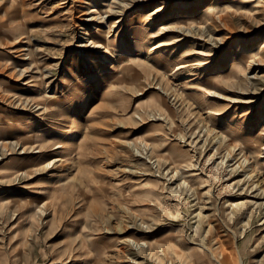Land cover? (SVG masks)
I'll use <instances>...</instances> for the list:
<instances>
[{"label":"rangeland","instance_id":"374dc122","mask_svg":"<svg viewBox=\"0 0 264 264\" xmlns=\"http://www.w3.org/2000/svg\"><path fill=\"white\" fill-rule=\"evenodd\" d=\"M260 45L264 0H0V264H264Z\"/></svg>","mask_w":264,"mask_h":264},{"label":"bare ground","instance_id":"6f19581e","mask_svg":"<svg viewBox=\"0 0 264 264\" xmlns=\"http://www.w3.org/2000/svg\"><path fill=\"white\" fill-rule=\"evenodd\" d=\"M133 1V0H132ZM244 1V0H243ZM105 2V1H104ZM234 2H238V0H234ZM101 3V2H100ZM107 3H109V1L107 2ZM85 4V3H84ZM92 5H94V4H92ZM120 5V4H119ZM124 5V4H123ZM131 5V4H130ZM137 6V5H136ZM220 6H222V5H220ZM231 6H233V5H231ZM129 7V6H128ZM142 7V6H141ZM230 7V6H229ZM238 7V6H237ZM86 8V7H85ZM161 8V7H160ZM210 8L211 7H209V8H207L206 10H204V12L201 14V15H199V17H195V18H198V19H200V20H202V21H207V20H209V19H213V18H211V16H212V14L210 13ZM214 8V7H213ZM92 9V8H91ZM119 9H120V7H119ZM133 9V8H132ZM93 10V9H92ZM101 10H103V9H99V11H101ZM223 10V9H222ZM96 10H94L93 12H95ZM157 12H159L160 13V11H162V9H157L156 10ZM190 11V10H189ZM226 11V10H225ZM228 11V10H227ZM123 12V11H122ZM121 12V13H122ZM153 12V11H152ZM180 12H181V9L180 8H177V10H172V11H170L168 14V17L166 18V21L168 20L169 21V23L168 24H165V25H167V26H165V27H163V28H165V29H167L168 31H170V32H176L175 31V22L178 20V18L180 17L179 16V14H180ZM186 12V11H185ZM195 12V11H194ZM236 12V11H235ZM101 13V12H100ZM119 13H120V10H119ZM245 13V12H244ZM102 14V13H101ZM112 14V13H111ZM136 14V13H135ZM149 14V13H148ZM161 14V13H160ZM94 15H96V14H94ZM100 15V14H99ZM138 15H139V13H138ZM151 15V14H150ZM223 15V14H222ZM228 15H229V13H228ZM101 16V15H100ZM130 16V15H129ZM135 16V15H134ZM141 16V15H140ZM124 17V16H123ZM151 17V16H150ZM161 17V16H160ZM92 18V17H91ZM109 18H110V16H109ZM114 18V17H113ZM224 18V17H223ZM99 19V18H98ZM112 19V18H111ZM217 19H219V18H217ZM227 19V18H226ZM86 20H88V19H86ZM91 20V19H90ZM142 20H145L144 18L142 19ZM152 20V19H151ZM214 20V19H213ZM221 20V19H220ZM229 20V19H228ZM92 21V20H91ZM101 21V20H100ZM211 21V20H210ZM218 21V20H217ZM99 22V21H98ZM111 22V21H110ZM119 22V21H118ZM122 22V21H121ZM213 22V21H212ZM219 22V21H218ZM112 24L109 26V32L110 31H112V29L113 28H115L117 25H116V23H117V21H114V22H111ZM154 23V22H153ZM210 23V22H209ZM233 23V22H232ZM96 24V23H95ZM94 24V25H95ZM162 24H164V23H162ZM208 24V23H207ZM212 24V23H211ZM147 25V24H146ZM135 26V25H134ZM180 26V25H179ZM182 26V25H181ZM216 26V25H215ZM150 27V26H149ZM103 28V27H102ZM177 28H178V26H177ZM132 29V27H130V28H126L124 31L127 33V34H130L129 33V30H131ZM161 29V28H160ZM178 30V29H177ZM181 29L179 28V31H180ZM208 30H209V28H208ZM87 31V30H86ZM96 32V37L97 38H99V37H101L102 35H105L104 33H103V31L104 30H101L100 28H98L97 30H95ZM106 31V30H105ZM161 31H163V30H161ZM182 31V30H181ZM210 31V30H209ZM259 31V30H258ZM165 32V31H164ZM133 33H135V39L133 40V42H132V40L130 41L129 39H123V37H120L121 36V33H116L115 35H114V37L111 39V40H109L108 39V37H109V35H110V33H109V35H106L105 36V41L104 42H102V39H97L98 41H94V42H92V41H89V44H92L93 43V47L92 48H94V49H101V48H104L105 49V54H103V55H101V56H99L98 54V56L99 57H90V59H89V61H88V64H89V70L93 73V72H99L100 74L99 75H101L102 73H109V72H112V73H114V72H116V70H117V68H116V64H111L109 67H108V69H103V70H101V68H103V65L104 64H106L107 62H109L113 57H114V55H119L120 56V58H122V56H124V55H128V53L129 54H132V55H140L141 53H145V52H150L151 50H153L150 46H148L147 44H149V43H146V42H148L146 39L148 38H146V35H147V32H146V30L144 29V28H135V30L133 31ZM177 33V32H176ZM86 35H88V33L86 32L85 33ZM183 34V33H182ZM162 35V34H161ZM131 36V35H130ZM133 36H134V34H133ZM205 36V35H204ZM132 37V36H131ZM180 37V36H179ZM235 37V36H234ZM88 38V37H87ZM134 38V37H133ZM151 38V37H150ZM204 38V37H203ZM84 40H86V38H83L82 39V41H84ZM118 40H122V43H121V46L119 47L120 49L118 50L119 52L117 53L116 51H117V48H116V43L118 42ZM81 41V40H80ZM179 41V40H178ZM240 41V40H239ZM173 42V41H172ZM192 42H193V40H192ZM260 42V41H259ZM82 44V43H81ZM115 44V45H114ZM133 44V46H131ZM175 44V43H174ZM79 45V44H78ZM83 45V44H82ZM167 45V44H166ZM176 45V44H175ZM84 46V45H83ZM263 46V45H262ZM90 47V46H89ZM173 47V46H172ZM203 47V46H202ZM260 48H262L261 47V45L259 46ZM156 48V47H155ZM263 49V48H262ZM261 49V50H262ZM264 50V49H263ZM157 51H158V49H157ZM89 52V51H88ZM104 52V51H103ZM131 52V53H130ZM167 52V51H166ZM100 53H101V51H100ZM153 54H154V52H152ZM189 53V52H188ZM192 53V52H191ZM208 53V52H207ZM253 53V52H252ZM260 53V52H259ZM264 53V52H263ZM157 54H159V53H157ZM186 54V53H185ZM190 54V53H189ZM202 53H197V55H201ZM255 54V53H254ZM93 55V54H92ZM208 56H210V55H208ZM151 58H152V56H150ZM185 57H186V55H184V57H182V59H185ZM193 57H194V55H193ZM262 57H263V55H262ZM159 58V57H158ZM189 58V57H188ZM264 58V57H263ZM253 56H251L250 55V59H248L247 61L248 62H252L253 60ZM256 59V58H255ZM260 59V58H259ZM150 60H152V59H150ZM199 59H197L196 61H198ZM200 60H206V59H204V58H201ZM261 60V59H260ZM259 60V61H260ZM118 61V60H117ZM126 61V60H125ZM190 61H192L191 59L190 60H187V61H173L172 63L174 64V66H177V65H180V69H184V67H186V66H188L187 65V62H190ZM257 61V60H256ZM164 62V61H163ZM193 62V61H192ZM194 62H195V60H194ZM71 63V62H70ZM262 63V62H261ZM260 63V64H261ZM264 63V62H263ZM199 64V63H198ZM206 64V63H205ZM208 64V63H207ZM206 64V65H207ZM74 65V64H73ZM107 65V64H106ZM200 65V64H199ZM75 66V65H74ZM156 66V65H155ZM193 66V65H192ZM195 66H197V65H195ZM201 66V65H200ZM243 66V65H242ZM76 67V66H75ZM157 67V66H156ZM155 67V68H156ZM69 68V67H68ZM78 68V67H77ZM198 68V67H197ZM220 68V67H219ZM225 68V67H224ZM223 68V69H224ZM248 68V67H247ZM72 69V68H71ZM193 69V68H192ZM208 69V68H207ZM191 70V69H190ZM206 70V69H205ZM215 70H217V68H215ZM244 71V69H242V67H240V62H233L231 65H230V68H229V71H228V73H226V74H224V75H222V76H219L220 77V79L223 81V82H225V84H227V85H229V83H233V81H235V79H237V78H239V76L241 75V72H243ZM71 73H72V70L70 71ZM75 72V71H74ZM177 73H178V71H176ZM217 72V71H216ZM248 72V71H247ZM176 73V74H177ZM244 73V72H243ZM77 74H78V72H77ZM128 74V73H127ZM130 74V73H129ZM174 74V73H173ZM181 74V73H180ZM213 74H215V73H213ZM44 75V74H43ZM109 75V74H108ZM172 75V74H171ZM178 75V74H177ZM183 75V74H182ZM243 75V74H242ZM128 76V75H127ZM142 76V75H141ZM173 76V75H172ZM97 77V76H96ZM99 77V76H98ZM130 77V76H129ZM182 77V76H181ZM253 77V76H252ZM93 78V77H92ZM138 78V77H137ZM179 78V77H178ZM186 78V77H185ZM216 78V77H215ZM83 79V78H82ZM181 79H184V78H181ZM186 79H188V78H186ZM220 79H218V81L220 80ZM254 79V78H253ZM86 80V79H85ZM93 80V79H92ZM180 80V79H179ZM247 80V79H246ZM79 81V80H78ZM82 81V80H81ZM96 81H97V79H96ZM95 81V82H96ZM114 81H116V80H114ZM132 81V80H131ZM181 81V80H180ZM212 81H213V78H212ZM242 81V80H241ZM261 81H262V79H261ZM109 82V81H108ZM117 82V81H116ZM134 82V81H133ZM221 82V81H220ZM79 83H81V82H79ZM222 83V82H221ZM83 84V83H82ZM108 84V83H107ZM132 84V83H131ZM240 84V83H239ZM44 85V82L42 83V86ZM111 85V84H110ZM125 85V84H124ZM159 85V84H158ZM227 85H226V87H227ZM236 85V84H235ZM77 86V84H75L74 85V87H76ZM130 86V85H129ZM129 86H127V88L129 87ZM137 86L139 87V85L137 84ZM142 86V85H141ZM209 86L210 87H212V88H219V84L217 83H211L210 82V84H209ZM239 86V85H238ZM45 87V86H44ZM43 87V88H44ZM84 87V86H83ZM87 87V86H86ZM116 89H117V86L115 87ZM135 88H137L136 86H135ZM238 88V87H237ZM78 89V88H77ZM80 89V88H79ZM78 89V90H79ZM82 89V88H81ZM108 89V88H107ZM114 89V88H113ZM112 89V90H113ZM206 89V88H205ZM128 90V89H127ZM136 91H137V89H135ZM160 90V89H159ZM226 90V89H225ZM120 91V90H119ZM139 91L141 92V90L139 89ZM233 91V90H232ZM237 91V90H236ZM239 91V90H238ZM237 91V92H238ZM118 92V91H117ZM169 92V91H168ZM215 92H217V91H215ZM110 92L108 91V94H109ZM115 93H116V91H115ZM218 93V92H217ZM215 94V93H214ZM45 95V94H44ZM109 96V95H108ZM44 97V96H43ZM83 97V96H82ZM85 97V96H84ZM106 97V96H105ZM210 97V96H209ZM116 98V97H115ZM231 99V98H230ZM117 100V99H116ZM105 101V100H104ZM165 101H166V99H165ZM170 101V100H169ZM231 101V100H230ZM110 102V101H109ZM117 102V101H116ZM167 102V101H166ZM176 102V101H175ZM232 102V101H231ZM200 103H202V102H200ZM235 103V102H234ZM41 114V113H40ZM44 121V120H43ZM261 122V121H260ZM70 138V137H69ZM67 139V138H66ZM67 141V140H66ZM27 142V141H26ZM30 142V141H29ZM65 142V141H64ZM67 142H69V141H67ZM84 145V144H83ZM85 146H86V144H85ZM82 150V149H81ZM263 158V157H262ZM244 160V159H243ZM56 161H58L57 159L55 160V162ZM54 163V162H53ZM47 166V165H46ZM45 167V166H44ZM28 171H30V170H28ZM252 180V179H251ZM185 183V182H184ZM242 203V202H241ZM240 203V204H241ZM250 203V202H249ZM248 203V204H249ZM263 203V202H262ZM243 205V204H242ZM257 205V204H256ZM127 244H129V243H127ZM133 244V243H132ZM145 244V243H144ZM136 246V245H135ZM95 248V247H94ZM139 248V247H138ZM137 248V249H138ZM193 259V258H192ZM92 260V259H91Z\"/></svg>","mask_w":264,"mask_h":264}]
</instances>
